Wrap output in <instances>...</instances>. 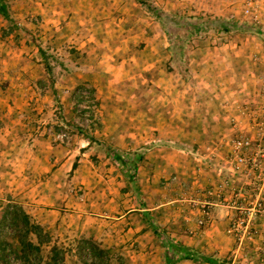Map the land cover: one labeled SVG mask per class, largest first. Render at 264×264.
<instances>
[{"label":"crops","instance_id":"crops-1","mask_svg":"<svg viewBox=\"0 0 264 264\" xmlns=\"http://www.w3.org/2000/svg\"><path fill=\"white\" fill-rule=\"evenodd\" d=\"M7 2L13 12L18 9L14 17L19 24L26 26L28 32L26 38L19 34L24 40L0 44V180L10 184L11 191H17L20 199H27V212L32 213L50 234L71 230L78 236L105 240L108 248L120 247L128 264H166L163 240L155 234L154 227L159 232L176 237V241L183 246L205 254L219 252L217 249L222 248L218 244L222 240L219 236L227 229L224 209L214 208L206 227L200 234H194L200 230L198 220L203 218L198 203L202 199L197 193L198 183L201 180L205 181V185L213 182L207 172L200 171L199 175L197 168L192 171V178H188L192 182V192L187 197L186 210L179 214L173 205L176 203L175 194L164 193L160 189L154 192L142 189L138 195L131 190L121 195L111 190H95V203L79 201L75 188L74 191L68 188L67 172L81 168V174H84L80 175L83 179L81 183H85V179L89 183L91 179H99L101 183L104 179L115 177L83 170L89 168L90 158L101 162L103 155L91 151L95 141L90 147V141L76 132L72 135L70 146L63 143L59 137L62 125L80 123L82 117L68 106L71 102L63 101L66 96L62 97L63 106H51L49 111L54 100L50 94L60 97L64 87L73 91L79 86L91 88L99 104L93 113L95 121L89 124V132L95 140L102 144L107 141L116 150L142 148L154 141H168V138L173 141L172 136L179 133L192 136L201 133L210 136L209 141L213 145L214 142L222 144L220 148L229 151L225 138L233 134L234 127L238 126L242 132L250 130V123L247 122L250 118L245 115L243 104L252 97L260 96L264 88V47L259 43L258 35H254V43L247 40L243 47L230 40L233 38L225 33L209 34L212 39L210 46L205 47L199 60H196L197 64L191 70L193 79L185 82L186 94H179L182 82L176 80L174 84L172 81L171 92L177 94L169 98L168 103L172 105L168 109L173 110L170 114L163 107L162 70L159 69L156 78L157 71L154 69L153 95L142 96L135 94L134 90L128 94L126 91L135 82L131 81L132 77L129 84L125 83L128 78L123 79L126 73L122 60L125 57L121 58L118 53L116 56L120 60L114 62L115 53L110 52L105 34L108 35L107 22L111 25L117 23L110 14L111 9L122 8L125 0ZM95 24H99L97 29ZM235 37L242 38L241 35ZM39 40L44 41L47 52L40 47L43 45L35 44ZM125 41L118 39L117 44L125 43L128 47L129 42ZM120 52H123L121 48ZM66 53L72 58L66 59ZM83 56H86L84 60ZM49 60H55L57 64ZM259 60L262 64L257 63ZM145 62L155 65L157 61L146 58ZM144 69L147 70L145 66ZM64 72H69L68 76ZM150 81L136 86L150 89ZM157 91L160 93L157 94ZM73 98H76L75 92ZM22 103L31 105L32 113L19 109ZM131 103L137 104L135 108L138 110L130 108ZM205 107L206 110H203ZM169 116L174 125L171 128L164 125V119ZM232 121L237 124L234 126ZM48 127H54V132H47ZM192 143V148L200 149L195 140ZM170 151L172 156L157 159L160 167L177 164L175 152L178 150ZM111 157L112 154L105 156L106 164ZM190 159L192 164H199L192 156ZM208 172L211 174L212 171ZM116 178L119 179V176ZM149 179L148 175H143V187ZM92 205L97 206L99 211H95ZM182 227L187 231L190 229L194 235L178 233ZM100 235H106V239L100 238ZM177 264L207 263L183 260Z\"/></svg>","mask_w":264,"mask_h":264},{"label":"rangeland","instance_id":"rangeland-1","mask_svg":"<svg viewBox=\"0 0 264 264\" xmlns=\"http://www.w3.org/2000/svg\"><path fill=\"white\" fill-rule=\"evenodd\" d=\"M242 2L243 0H125L122 8L115 7L111 9L110 14L113 17V20L115 19L114 22L117 23H112L111 25L107 22V24H109V27L106 28L108 35L106 32L105 34L109 42L108 46L111 47L110 52L115 53L113 55V58H116L114 62L120 60V58H117L116 56V54L118 53H120L119 55L121 58L125 57L122 60L124 62V72L126 73L123 79H129L126 80L125 83L129 84L131 77V81H133V83L135 82L134 86H130L126 92L130 94V90H134L135 94H140L142 96L153 95L155 84L154 69L157 71L156 78H158L159 69H161L162 74H160V77L163 80L161 93L164 100L163 107L171 114L173 110L168 109V107L172 105L168 103L170 102L169 98L171 95L177 94L171 92L172 89L170 88V86L172 84V81L174 84H176V80H179L183 83V86L180 87L179 94L185 95V82H187L189 79H193V71L191 70L195 68L194 65L197 64L196 60H199V58L201 57L203 49L207 47L209 45V42L212 40L209 37V34L219 35L221 33H225L233 38L230 40L235 41L237 45H241L243 47H245L244 44L247 43V40L254 43V35H258V41L264 47V31L262 30L264 23L262 26L256 24L254 25V21L251 19V17L245 16L243 14ZM6 3L8 6L9 18H6L2 14H0V44L1 42H7V44H10V42L12 43L16 40H24V38L19 37V34H23L26 38V34L28 32L26 26L21 23L19 24L14 17L18 9L13 12L7 0ZM119 19H122L123 21L119 22ZM225 20L226 22H229L227 23L230 26L229 32H222V26ZM109 21H111V19ZM197 23L206 24L204 30L200 33H194L190 35L192 26H195L194 24ZM236 25L242 26V28L250 27L252 28V30H237L236 28H232V26ZM98 26L99 24H95L96 29ZM254 28L257 29L258 34L254 33ZM99 30H101V27ZM237 35H241L242 38H236L235 36ZM118 39H126V41L129 42L128 47L125 46V43L124 45L117 44ZM35 44L38 46L43 45L44 47H40L42 48V50L47 52V47L44 41L39 40V43L35 42ZM246 46H249L250 48L253 47L248 44ZM120 48L121 51H123L122 53L120 52ZM66 54L68 55L67 57L65 56L66 59L68 57L72 58L69 53ZM85 57L86 56H83V60L85 59ZM70 58H68V60ZM146 58H152L157 62L155 63V65H149V62L144 63ZM50 61H53L54 65L57 64L55 60H49V62ZM63 63L65 64V62ZM257 63H261V61L259 60L257 61ZM144 66L147 68V70L144 69ZM68 73L69 72H64V74H67V76ZM146 80H152L150 81L152 82L150 89L147 88L143 90L141 88L142 85L136 86L138 84H143L142 82ZM136 81L138 82L136 83ZM64 88L62 89L64 92H62L61 90L60 97H54L53 93H49L52 99H54L53 102L50 103L49 111L51 109V106H53V108L63 106L61 103L62 97L66 96L64 97L63 101L71 102L68 106H71V110H75L76 112H78V115H81L82 121L80 122L81 124L75 123L70 125L66 123L65 125H62L61 132L65 135V137L62 139L63 143L67 146H70L73 138L72 135L75 134V132L78 134V136L83 135V137L87 138L88 141H90V147L95 141V143L92 145L91 151L96 155H103V159H98L101 162H95V160H92V158H90V164L95 167H91L89 164V168L83 170H87L89 173L91 171H96V174L100 176L108 174L110 175V177H115V179L110 178V180L104 179L101 183L98 182L99 179H96V181L94 179H91L90 183L87 179H85V183H81L83 179L82 177H80V175H84L81 174V168L80 170L78 168V171L75 172H67L65 175H67L66 178L68 182V188H73V191L75 188V191L77 192L76 197L81 202L84 200L86 201V203H88V201L90 200V202L95 203L96 200H93V193H95V190H102V192L111 190L117 195H121L131 190L134 194L138 195V193H141L142 189L143 191L152 192H154L155 189H160L164 193L175 194L174 197L176 198V203H174L173 205L176 207V211L179 214V212H185L186 210L187 197L192 192V182L188 178H192V171H194V169H198L197 173L199 175L202 172H207V176H210V179L214 182L218 176L219 166H223L224 168H226L228 166L226 160L233 157L232 146L234 139H236L237 137L249 138L252 142L254 153H259V151L257 150L259 144H262L264 146V135L259 133V129L254 124L255 120L253 121L252 119L255 113H260V111L264 109L263 88L260 96H256L254 98L252 97L251 99L246 101L245 105L243 104L242 108L245 109V115L250 118L249 120H247V122L250 123V130L242 132L238 129V126L234 127L233 134L229 136L227 135V137L225 138L228 143L227 146L229 148V151L221 149L220 145L222 144L220 143V145H218L216 142H214L213 145V142L209 141L210 136L201 133H198L194 136L179 133L176 134V136H172L173 141H169L171 140V138H168V141H154L142 148L140 147L130 150H117V154H126V157L130 161H133L135 158V156L132 154L134 152H140L143 155V159L137 161L136 163L137 170L135 180L136 185L138 186V188L136 189V185L132 183L129 180L128 175H126L122 171L118 161L111 157L109 163H105V156H109L112 154V152L109 150L116 149L110 147L111 144H108L107 141H104L102 144L98 140H95V138L93 137L94 135H91V132H89V128L91 127L89 124L95 121V119L93 118V113L97 109L91 110L84 107L86 97L83 92H87L89 93V95H91V97H93L92 89L86 86L76 87L74 91L69 87ZM73 92H75L76 98H73ZM159 93L160 92L157 91V94ZM96 102L98 108L99 103L97 100ZM136 105L137 104L131 103L129 104V107L138 110L135 108ZM30 108L31 105L28 106L22 103L20 104L19 109H23L24 113L27 111L29 113H32L30 111ZM203 110H206V107ZM164 121H166V123L164 122V125H166V127L171 128V126H174L171 123L170 116L168 118H165ZM232 124H234L235 126L237 123L232 121ZM92 139L94 140L93 142L91 141ZM194 140L196 141V144H199L200 149L192 148V142ZM170 149L178 150L175 152L176 156L178 157V159H175V163L177 164H171L170 166L162 168L156 161L157 159H159V157L162 158L172 156ZM108 151L110 152V154H107ZM190 156H192V158H194V161L199 164H192V160H189ZM73 169H75V166H73ZM208 171H212L211 174H209ZM144 172H146V174H143ZM226 172L228 175H232L229 170ZM258 173L259 172H256L255 174ZM117 175L119 176V179L116 178ZM143 175H148V177H150V179L146 181L144 187L142 185V182L144 181H141L143 179ZM4 179L8 180V178ZM153 179L155 180L152 181ZM209 184L205 185V181L203 183L202 180L198 183L199 190L197 193L198 196L200 195L199 199L202 198L198 202L200 203L199 205L201 211V203L204 199L205 188H207ZM80 186L81 189H79ZM16 192L17 191L15 190L11 191L10 184H5L2 180H0V213L11 202L19 203L27 211L28 207L25 204L27 199H20V194ZM105 196L106 195H104V197ZM92 207L95 208V211H99L97 206L92 205ZM30 214L34 220H38L32 213ZM154 222L157 223L156 219ZM179 230L177 231L178 233H187L188 235H194L195 233L200 234L202 226L200 227V230H197V232H194V234L190 232V229L187 231L185 227L179 228ZM50 235L52 237L53 243H57L61 247L65 248L66 264H83V261L81 260V258H79L77 252L78 241L80 240V238H90L94 242H96L103 250L107 251L110 254L109 264L129 263L125 261V256L121 254L120 247L113 246L108 248L106 247L105 240L99 241L97 236V239L94 237H84V235L78 236V233H72L71 230H63L62 232L56 231L52 232V234ZM158 237L161 239L162 236ZM163 237L168 238L173 242L176 241V237H171L167 233H163ZM219 237L222 240L218 241V244H220L222 248L217 249L219 250V252L215 251L209 255L217 257L222 263L232 264V259L234 258L235 251L239 248L237 240L229 236L226 232H224V230L221 232V235ZM100 238L106 239V235H100ZM48 250V246H45L43 248V252L45 255H47ZM247 250L248 249H246L245 251ZM87 253L89 264H100L98 260L91 261L89 250H87ZM243 253L244 251L242 252V254Z\"/></svg>","mask_w":264,"mask_h":264},{"label":"built area","instance_id":"built-area-1","mask_svg":"<svg viewBox=\"0 0 264 264\" xmlns=\"http://www.w3.org/2000/svg\"><path fill=\"white\" fill-rule=\"evenodd\" d=\"M242 3L243 14L251 17L254 24L262 26L264 0H243ZM262 84L264 86V78ZM83 94L86 97L84 107L97 109L96 100L87 92ZM253 117L259 133L264 135V109ZM47 132L53 133V127H48ZM59 137L63 139L65 135L61 132ZM232 147L233 157L226 160L228 166H219L217 178L205 188L201 203L203 218L198 224L199 227H206L214 208L224 209L226 233L235 238L239 246L232 264H264V146L259 144V153H254L249 138L237 137ZM228 170L232 175L227 174Z\"/></svg>","mask_w":264,"mask_h":264},{"label":"trees","instance_id":"trees-1","mask_svg":"<svg viewBox=\"0 0 264 264\" xmlns=\"http://www.w3.org/2000/svg\"><path fill=\"white\" fill-rule=\"evenodd\" d=\"M0 14L9 18L8 6L6 0H0ZM222 32H229V22H223ZM192 26L190 35L200 33L204 30L206 24L197 23ZM255 25V24H254ZM237 30H252L250 27L236 25L232 26ZM254 33L258 34L254 28ZM48 71L49 65L46 63ZM52 73V72H51ZM94 141L93 139L91 140ZM112 157L118 161L122 171L128 175L129 180L136 185L137 161L143 159L140 152L132 153L135 158L130 161L126 154H117V150H109ZM108 151L107 154H110ZM75 166V165H74ZM138 186L136 185V189ZM154 232L162 236L163 247L165 249L166 264H177L183 260L198 261L208 264H225L217 257L199 252L193 248L183 246L180 242L170 241L163 237V232L154 227ZM49 247L47 255L43 248ZM87 250L90 251L91 261L98 260L100 264H109L110 254L103 250L96 242L90 238H82L78 241L77 252L83 264H89ZM66 264L65 248L52 242L50 233L25 210V208L16 202L9 203L0 213V264ZM230 264V263H226Z\"/></svg>","mask_w":264,"mask_h":264}]
</instances>
